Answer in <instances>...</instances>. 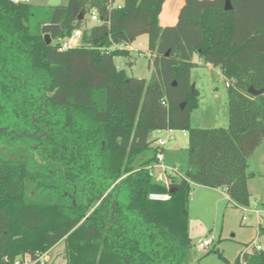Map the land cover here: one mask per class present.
I'll list each match as a JSON object with an SVG mask.
<instances>
[{
  "label": "trees",
  "instance_id": "16d2710c",
  "mask_svg": "<svg viewBox=\"0 0 264 264\" xmlns=\"http://www.w3.org/2000/svg\"><path fill=\"white\" fill-rule=\"evenodd\" d=\"M163 2L0 0V137H13L5 144L15 154L0 152V264L62 240L66 264H184L192 184L249 207L247 161L264 140V0H230L229 11L225 0H184L166 27ZM92 11L98 21L87 27ZM75 30L80 46L59 50ZM141 35L154 54L148 80L114 64ZM195 56L225 79L226 127L190 126ZM167 130L188 136V181L168 190L145 169L156 160L151 134ZM153 192L170 199L150 201ZM236 264H264V251L242 250Z\"/></svg>",
  "mask_w": 264,
  "mask_h": 264
},
{
  "label": "rangeland",
  "instance_id": "374dc122",
  "mask_svg": "<svg viewBox=\"0 0 264 264\" xmlns=\"http://www.w3.org/2000/svg\"><path fill=\"white\" fill-rule=\"evenodd\" d=\"M47 2V0H37L33 4L44 6L47 5ZM118 2L117 4H120ZM61 4L67 5L68 0H61ZM72 5H74V2H72ZM84 18L87 27L94 26L95 23L91 21L90 13H87ZM79 42L82 43L81 38ZM127 50L130 52L129 57L117 56L114 58L116 68L124 70L129 77L150 79L153 73L152 61L154 54L151 55L148 50L147 35L139 36ZM197 70L196 66L190 70L191 92L194 91V94L189 95L191 106L189 109V122L192 128H203L213 124L214 120L211 114H217V111L214 108H208L209 97L203 92L204 75L201 76L200 71ZM192 86H194L193 89ZM208 115L210 117L204 120V117ZM0 135H2V131H0ZM165 135V132H160V135L153 133L150 138L153 139L155 136L165 138ZM171 135L175 137V141L168 142L166 149L169 146L170 148L173 146L176 148L175 159L181 165V170L184 173L186 170V164L183 163L187 146L186 133L174 130ZM15 138L19 137L14 136ZM8 139H13V137H0V152L5 153L9 158H14L13 155L15 154L5 144ZM35 148L37 146L32 147V149ZM12 149L20 152L18 148L14 149L13 147ZM21 154H25V152ZM26 156H28V152ZM39 156L37 153V160ZM96 205H93L92 209ZM257 208L259 210L260 206H257ZM243 216L246 217L245 220H243ZM188 219L192 246L187 253L184 264H236L240 252L247 250V248L251 251L253 242L260 245L264 251V236L258 235V225L264 226V212H261L260 216L244 213L240 208L233 207L222 191L192 185L188 202ZM206 239H212V244L205 249L199 248L197 246L198 242ZM45 258L48 260V264H66L64 240L48 250Z\"/></svg>",
  "mask_w": 264,
  "mask_h": 264
},
{
  "label": "crops",
  "instance_id": "0c3cea01",
  "mask_svg": "<svg viewBox=\"0 0 264 264\" xmlns=\"http://www.w3.org/2000/svg\"><path fill=\"white\" fill-rule=\"evenodd\" d=\"M119 2L121 3V1ZM183 4H184V0H164L163 5L161 7V12L158 17L160 26L166 27V26L175 25L179 11L181 7L183 6ZM196 57L197 58L193 59V62L196 64V68L198 69L197 71L198 72L200 71V75L201 76L204 75L205 84L203 87V92L205 95H208L209 97L208 108L210 109L214 108L217 111V114L215 113L211 114V117H213V120H214L213 124L215 125L209 124L203 128L226 127L228 124V107H227L228 97H227V88H226L227 85H226L225 79L221 71L218 68L212 67L211 65H204L201 63L198 56ZM208 117H210V115L205 116L204 120L208 119ZM162 132H165V134L170 135L171 138L169 140V143L170 142L172 143L175 141V137L171 135L173 131L167 130V131H162ZM158 135H160V133ZM186 137H187V146L185 148L186 154H184L183 163L186 164L185 166L187 167V147H188L187 133H186ZM175 152H177V150L176 148H174V146L171 148L169 146L167 147V149L165 148L164 162L166 165L176 166L181 169V165L175 159L176 157ZM246 173L248 176L247 190L250 195V205L249 207H246V208L247 210L253 212L250 214H254L255 211H259L261 214V212H264V140L259 145V147H257V149L253 152V154L249 157L247 161ZM192 185L197 186V187H202V186L195 185V184H192ZM202 188H205V187H202ZM213 190L222 191L224 195L226 196L224 190L222 189H213ZM226 198L228 200L227 196ZM257 206H260L259 210ZM237 208H241V207H237ZM259 226H262V225L259 224L258 228ZM191 243H192V240H191ZM253 244L256 245V243L253 242L251 244V247H253ZM253 249L254 248H252V250Z\"/></svg>",
  "mask_w": 264,
  "mask_h": 264
},
{
  "label": "built area",
  "instance_id": "2783aa9c",
  "mask_svg": "<svg viewBox=\"0 0 264 264\" xmlns=\"http://www.w3.org/2000/svg\"><path fill=\"white\" fill-rule=\"evenodd\" d=\"M11 3L17 4V3H24V4H33L37 0H6ZM48 1V0H47ZM120 3V2H118ZM117 4V2H116ZM118 8H120V4H117ZM91 21L96 24L97 20V15L95 11H92L90 13ZM82 36V30H75L73 33L64 39H61L59 42V50H68L71 48H76L80 46V38ZM161 131H156L154 134H159ZM170 135L166 134L165 138L155 136L153 138L154 141V146L157 148V153H156V160L153 164L148 165L145 167L146 170H148L149 177L150 179L156 183L164 186L167 190L170 188L171 181L173 179H182V180H187L188 179L185 177L183 171L176 166H169L166 165L164 162V150L170 140ZM150 201L154 202H165L170 199V194L169 193H150L148 196ZM244 213H253L249 210H247L246 207H241L240 208ZM255 215H259V211L254 212ZM246 217H243V220H245ZM212 244V239H206L199 241L197 246L201 249L208 248ZM255 250L260 251L262 248L259 245L253 244V247ZM249 248L245 250V252H248ZM46 252L45 253H38L34 257H18L13 264H48V260L45 258Z\"/></svg>",
  "mask_w": 264,
  "mask_h": 264
},
{
  "label": "water",
  "instance_id": "95a60500",
  "mask_svg": "<svg viewBox=\"0 0 264 264\" xmlns=\"http://www.w3.org/2000/svg\"><path fill=\"white\" fill-rule=\"evenodd\" d=\"M60 5H61V0H48V2H47L48 7H58ZM231 8L232 7H231L230 0H225V6H224L225 11H229V10H231ZM71 9H72V13L76 14L77 6L75 4L72 5ZM82 18H83L82 14H79L78 19L82 20ZM45 41H46L47 45H49L51 43V39L48 35L45 36ZM193 88H194V86H192V89ZM248 92L253 94V95H259L261 93V92L254 91L252 88H249ZM184 106H185V103L181 104V108H183ZM190 238H191V235H190ZM191 240H192V238H191Z\"/></svg>",
  "mask_w": 264,
  "mask_h": 264
}]
</instances>
